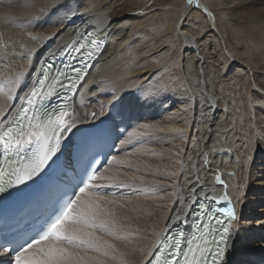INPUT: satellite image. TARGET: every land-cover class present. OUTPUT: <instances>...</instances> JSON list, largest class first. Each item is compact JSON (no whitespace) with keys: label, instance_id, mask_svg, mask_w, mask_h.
Here are the masks:
<instances>
[{"label":"bare ground","instance_id":"1","mask_svg":"<svg viewBox=\"0 0 264 264\" xmlns=\"http://www.w3.org/2000/svg\"><path fill=\"white\" fill-rule=\"evenodd\" d=\"M25 3L0 0V93L4 78L23 70L24 86L17 90L22 97L44 61L58 59L66 53V45L90 32L104 39L106 46L85 78L87 87L82 83L73 97L76 111L87 115L79 125L81 131L97 127V120L109 115L116 89H120L117 95L135 92L142 99L143 90L151 89L148 103L160 108V123L155 125L165 131L150 132L131 150L139 157L131 160L140 162L138 169H122L129 170V177L143 179L131 180L134 188L119 189V194L108 197L118 201L127 238L116 244L130 264L148 263V249L155 251L158 236L177 226L168 228L170 218L190 202L193 189L195 204L216 201L224 192L234 199L238 187L241 192L247 189L246 208L263 199L259 194L264 191L253 181L264 173V140L258 143L255 135L264 131V21L242 17L239 11L251 5L264 12V0H192L191 4L179 0L172 6L156 0H81L75 18L53 13L43 23L29 19L39 16V7H19ZM85 9L90 11L85 14ZM6 14L13 19L5 20ZM186 36L198 43L189 44ZM26 49H35L31 59ZM156 69L158 73L146 82ZM5 103L0 94V106ZM133 125V131H144ZM78 137L80 133L73 142ZM129 154L119 156L129 159ZM254 163L262 164L255 168L256 174L251 170ZM186 220L181 225L188 228L191 217Z\"/></svg>","mask_w":264,"mask_h":264},{"label":"snow or ice","instance_id":"2","mask_svg":"<svg viewBox=\"0 0 264 264\" xmlns=\"http://www.w3.org/2000/svg\"><path fill=\"white\" fill-rule=\"evenodd\" d=\"M80 5L81 0H47L39 6L35 0H26L19 7H39V16L29 19L43 23L53 13L75 18ZM12 19L5 15V20ZM186 40L198 43L193 37L186 36ZM102 50L103 41L90 32L81 34L80 40L65 46L70 59L64 68L50 75L51 66L42 67L22 97L17 90L24 86L25 71L4 78L0 93L6 102L0 106V264H130L116 244L127 238L118 201L108 197L117 194L114 189L134 188L131 180L143 179L122 171L138 169L140 162L105 155L104 149L121 151L140 143L150 132L165 129L143 124L144 131L128 132L130 121L149 97L117 95L120 89H116L104 126L81 131L79 125L87 115L76 111L73 97L82 83L87 87L85 78L94 66L90 62ZM26 51L31 59L35 49ZM91 116L98 118L95 112ZM77 133L80 137L73 142ZM255 135L258 143L264 140V131ZM101 155H105L103 161ZM216 179L223 184L219 176ZM256 179L264 185V173ZM236 192L234 199L224 192L214 206L200 203L193 208V189L190 202L170 218L168 228L177 227L158 236L155 251L148 249V264H264V211L246 214L247 189L241 192L238 187ZM189 216L191 231L180 226Z\"/></svg>","mask_w":264,"mask_h":264},{"label":"rangeland","instance_id":"3","mask_svg":"<svg viewBox=\"0 0 264 264\" xmlns=\"http://www.w3.org/2000/svg\"><path fill=\"white\" fill-rule=\"evenodd\" d=\"M156 1H158L159 3H161V4H166L167 6H172V5H178L179 4V0H156ZM118 12H123V10H119ZM239 14L242 16V17H245V16H254V17H258V18H262L263 19V21H264V12L263 11H259V7L258 6H251V5H247L246 7H244L243 8V11L241 12V11H239ZM160 17H162L161 15H160ZM241 50V49H240ZM158 69H156V71H155V73L150 77V79H148V80H145L146 82H148V81H150L153 77H154V75L156 74V73H158ZM141 82H144V81H141ZM138 84H140V83H138ZM137 86V85H136ZM139 86V85H138ZM146 89V88H145ZM142 91V90H141ZM148 91V92H147ZM143 90V92L141 93L144 97H148V96H151V89H148V90ZM149 91H150V93H149ZM127 94H129V95H133V96H139L140 97V95H138V94H136L135 92H128ZM150 94V95H149ZM143 97V98H144ZM153 97V96H152ZM155 97V96H154ZM149 101H151L150 100V97H149ZM148 101V102H149ZM157 104H155V103H148V104H144L141 108H139L138 109V111H137V114H136V119H134L133 121H130L131 123V127H128V129H127V131L128 132H131V131H133V129H134V125L133 124H135V123H137V129H139L140 128V124H152V123H154V121H156V123H154L153 125H155V124H159L160 122V119H161V117H160V115H159V110H160V108L158 109L157 108V106H156ZM159 106V105H158ZM94 112V111H93ZM107 117H108V114L107 113H105V115H103L101 118H99L98 120H97V123H96V125L97 126H102L103 125V121H106L107 120ZM100 119H102V120H100ZM152 121V123H150ZM138 123H139V125H138ZM75 139H73V141H74ZM145 141V140H144ZM144 141H141L140 143H143ZM137 144V143H135L134 144V146H126V148L125 149H123V150H121V151H114L113 153L115 154V155H120L121 156V154L123 153H126V152H128V151H130V154H132L131 156H130V160H135L136 158H139V157H137L138 155H136V154H134V153H132L134 150H136L135 149V146H136V148L138 147V145H141V144ZM242 146L243 145H241V147L239 148V150H242L241 148H242ZM134 148V150H132ZM131 150H132V152H131ZM129 154V155H130ZM134 154V155H133ZM136 155V156H135ZM135 159H134V158ZM133 158V159H132ZM258 158L256 157V160H257ZM258 161V160H257ZM257 161H255V162H257ZM262 164H258V165H256L255 163L254 164H251V170H252V172H253V174H256V172L258 171V169H255L257 166H261ZM255 169V170H254ZM124 171H128L129 172V170H127V169H125ZM235 173L234 172H232L231 173V175H234ZM261 174V173H260ZM259 175V174H258ZM254 181H253V184H255V185H257V186H259V187H261V188H264V185H262L260 182H258L257 181V177H255L254 176ZM114 191H116L117 192V190H114ZM118 194H119V192H117ZM260 196H262L261 198H263L261 201H258V203H256V205L254 206V207H251V208H246L245 207V209L246 210H251V211H255L256 213H259V211L258 210H261L262 208V211H264V193L263 192H260V194H259ZM109 196H111V195H109ZM259 208V209H258ZM261 212V211H260Z\"/></svg>","mask_w":264,"mask_h":264},{"label":"water","instance_id":"4","mask_svg":"<svg viewBox=\"0 0 264 264\" xmlns=\"http://www.w3.org/2000/svg\"><path fill=\"white\" fill-rule=\"evenodd\" d=\"M69 53L68 52H66V55H68ZM46 65H49L48 63H46Z\"/></svg>","mask_w":264,"mask_h":264}]
</instances>
